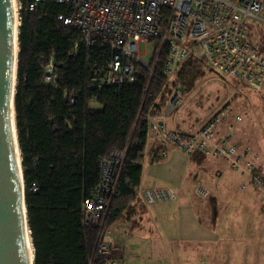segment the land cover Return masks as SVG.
Instances as JSON below:
<instances>
[{
    "label": "trees",
    "instance_id": "1",
    "mask_svg": "<svg viewBox=\"0 0 264 264\" xmlns=\"http://www.w3.org/2000/svg\"><path fill=\"white\" fill-rule=\"evenodd\" d=\"M22 5L13 107L33 264H104L96 254L100 233L136 211L144 155L158 157L162 149L148 143L147 115L163 105L169 82L189 89L204 69L187 55L165 76L163 47L152 73L137 64L133 80L117 89L96 88L86 65L90 49L81 41L74 46L77 32L55 16L63 4L46 0L45 13ZM256 43L264 51V38ZM49 59L54 70L46 82L42 71ZM112 149L125 154L99 228L83 223L81 202L97 181L98 156Z\"/></svg>",
    "mask_w": 264,
    "mask_h": 264
},
{
    "label": "built area",
    "instance_id": "2",
    "mask_svg": "<svg viewBox=\"0 0 264 264\" xmlns=\"http://www.w3.org/2000/svg\"><path fill=\"white\" fill-rule=\"evenodd\" d=\"M46 0H17L18 8L48 11ZM63 4L55 13L57 19L73 27L78 34L75 46L81 41L90 49L86 65L90 84L96 88L109 85L119 88L124 80L134 78L136 65L152 73L157 55L165 47L162 73L169 77L177 63L187 55L206 70L221 75L235 76L254 90L264 92V51L249 36L254 19L264 22V0H52ZM151 40L153 60L142 57L137 41ZM52 61L43 68V80L50 81ZM184 86L168 83V94L163 105L147 115L151 132L190 154H219L227 164L242 173L253 186L264 194V171L255 162L257 152L248 144L236 145L232 139L233 117L239 113L231 104H222L193 131L168 128L164 119L184 100ZM69 100H72L70 92ZM94 98V95H93ZM222 125L220 133L216 128ZM125 150L112 149L97 158V181L81 202L85 224L101 227L113 194L117 173ZM117 162V164H115ZM244 185V181L240 186ZM146 204L171 201L176 197L172 185H160L153 180H139L136 186ZM194 193L205 197L208 187L196 183ZM264 208V204H263ZM106 230L100 233L96 254L104 264H123L113 251Z\"/></svg>",
    "mask_w": 264,
    "mask_h": 264
},
{
    "label": "crops",
    "instance_id": "3",
    "mask_svg": "<svg viewBox=\"0 0 264 264\" xmlns=\"http://www.w3.org/2000/svg\"><path fill=\"white\" fill-rule=\"evenodd\" d=\"M258 93L264 96V92ZM208 117L185 119L181 127L167 115L164 123L168 128L193 131ZM241 118L239 113L232 120ZM241 123V129L239 124L236 127L233 124L231 139L236 145L248 144L255 149V162L264 171V121ZM222 129L219 125L216 132ZM148 143L161 144L162 149L158 157L149 152L144 155L139 180L154 179L157 184L172 185L176 197L146 204L138 193L136 211L127 219L113 222L106 230L114 253L122 259L124 248L115 239L129 230H138L164 241L167 248L178 249L177 257L170 258L169 264H264L262 190L230 167L222 155L197 150L184 154L151 131ZM242 181L244 185L240 186ZM194 182L208 187L205 197L194 193Z\"/></svg>",
    "mask_w": 264,
    "mask_h": 264
},
{
    "label": "rangeland",
    "instance_id": "4",
    "mask_svg": "<svg viewBox=\"0 0 264 264\" xmlns=\"http://www.w3.org/2000/svg\"><path fill=\"white\" fill-rule=\"evenodd\" d=\"M259 13L264 15V10ZM250 25L251 37L259 42L261 37L264 38V22L254 19ZM152 45L151 40H139L136 48L142 57L149 60ZM183 95V102L168 115V118L177 120L181 127L185 119L194 117V121L202 120L226 102L241 113V120L235 122L234 119L232 120L235 127L239 124V129H241L242 120L245 123L250 121L258 124L264 121V96L235 76H222L214 70L204 69ZM92 105L97 106L98 103L92 101ZM195 184L196 182L193 185ZM110 233L114 234V232ZM144 233L129 230L119 239H115L124 248L123 264H169L170 258L177 257L178 249L167 248L164 241H159L154 237L150 238Z\"/></svg>",
    "mask_w": 264,
    "mask_h": 264
},
{
    "label": "water",
    "instance_id": "5",
    "mask_svg": "<svg viewBox=\"0 0 264 264\" xmlns=\"http://www.w3.org/2000/svg\"><path fill=\"white\" fill-rule=\"evenodd\" d=\"M16 55L17 50L13 60L10 0H0V264H33V248L31 260H28L24 237L25 226L30 242L14 122V85L11 92L12 70L14 79L16 76ZM10 104L14 135L10 122Z\"/></svg>",
    "mask_w": 264,
    "mask_h": 264
},
{
    "label": "bare ground",
    "instance_id": "6",
    "mask_svg": "<svg viewBox=\"0 0 264 264\" xmlns=\"http://www.w3.org/2000/svg\"><path fill=\"white\" fill-rule=\"evenodd\" d=\"M10 7H11V17H12V54H13V60H15V53H16V50H17L16 32H17V25H18V22H19L17 0H10ZM12 71L13 72H12L11 92L13 91V85L15 83L14 70H12ZM10 122H11V127H12V134L14 135V124H13V118H12V107H11V104H10ZM15 153H16V159H17V157H18L17 156V149H15ZM27 233H28L27 228L24 226V237H25V242H26V252H27L28 260H31L32 247H31V244L29 242V237H28Z\"/></svg>",
    "mask_w": 264,
    "mask_h": 264
}]
</instances>
